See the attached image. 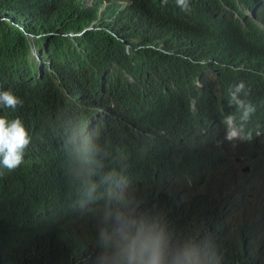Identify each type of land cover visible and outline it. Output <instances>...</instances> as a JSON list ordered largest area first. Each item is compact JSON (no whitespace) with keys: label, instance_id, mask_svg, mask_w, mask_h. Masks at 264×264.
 <instances>
[{"label":"trees","instance_id":"1","mask_svg":"<svg viewBox=\"0 0 264 264\" xmlns=\"http://www.w3.org/2000/svg\"><path fill=\"white\" fill-rule=\"evenodd\" d=\"M84 1L0 0V91L23 100L0 115L32 136L0 166V264H101L141 225L205 264H264V0H136L110 32ZM229 115L250 138L225 139Z\"/></svg>","mask_w":264,"mask_h":264},{"label":"clouds","instance_id":"2","mask_svg":"<svg viewBox=\"0 0 264 264\" xmlns=\"http://www.w3.org/2000/svg\"><path fill=\"white\" fill-rule=\"evenodd\" d=\"M176 3L182 11H191L189 0H176ZM84 7L93 18L91 28L89 29L106 26L105 30L110 32L112 28H109L105 24V21L115 14L138 18L136 0H85ZM201 17L203 18L199 21ZM204 19L205 17L202 12H199L192 19V26L190 28H184L181 23H173L174 25H178L181 28L180 30L186 34L185 38L177 43L176 52L179 51L180 54L188 55L198 49L200 33H204L205 31L196 29L190 32L189 29L200 24ZM244 88V83L240 82L231 92L232 102L239 109H242L240 117L242 122H246L250 114L255 111V108L251 104H245L239 98L238 94ZM191 103L193 110H195V100ZM22 106L23 100L14 95L10 90L0 91V108L16 109ZM223 123L226 126V140L233 141L250 138L243 135V123L237 126L233 116L229 115L225 117ZM87 136L88 134L83 137ZM31 141L32 136L21 119L10 120L7 116L0 115V166L8 171H13L21 165L24 166L25 153ZM64 164L59 166L62 167ZM134 225L135 222L133 221L132 226ZM111 238L108 232L101 231L100 239L105 244H108ZM98 260L101 264H205L204 256L195 242L188 241L174 251H169L160 237L154 236L151 233L146 234L143 225L136 229L135 233H133L131 227H128L127 231L123 232L122 239L118 243L116 250L111 252V254L107 252L102 253L98 257Z\"/></svg>","mask_w":264,"mask_h":264},{"label":"rangeland","instance_id":"3","mask_svg":"<svg viewBox=\"0 0 264 264\" xmlns=\"http://www.w3.org/2000/svg\"><path fill=\"white\" fill-rule=\"evenodd\" d=\"M35 54H36V51H35Z\"/></svg>","mask_w":264,"mask_h":264}]
</instances>
